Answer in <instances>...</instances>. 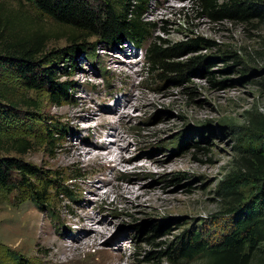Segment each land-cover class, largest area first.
<instances>
[{
  "label": "rangeland",
  "instance_id": "1",
  "mask_svg": "<svg viewBox=\"0 0 264 264\" xmlns=\"http://www.w3.org/2000/svg\"><path fill=\"white\" fill-rule=\"evenodd\" d=\"M245 1L264 9V0ZM192 4L152 0L148 14L165 26L159 33L171 43L197 36L207 40L176 58L182 66L197 60L184 80L152 75L146 48L128 39L119 47L99 42L92 56L78 55L76 67L61 60L67 67L58 77L77 86L62 104H54L46 89L1 77L17 100L16 115L5 129L31 137L33 145L26 152L4 147L0 155L62 172L58 177L76 171L82 176L68 180L72 195L60 194L47 206L21 189L0 187V264H15V255L36 264L206 263L205 256H183L175 247L197 231L212 241L221 238L258 184L242 185L237 193L226 189L249 154L256 121H264V16L234 21L191 14L186 19L180 12ZM1 12L15 15L19 26L31 20L33 30L50 33L49 49L68 44L59 37L66 29L25 1L0 0ZM51 122L70 127L55 146L45 141ZM107 131L110 138L121 137L113 146L123 158L118 165L79 155L89 147L97 152L98 133ZM97 184L100 193L93 189ZM233 205L239 209L233 212ZM85 212L107 216L110 229L98 244L91 240L71 250L70 245L90 239L76 237L83 236Z\"/></svg>",
  "mask_w": 264,
  "mask_h": 264
},
{
  "label": "trees",
  "instance_id": "2",
  "mask_svg": "<svg viewBox=\"0 0 264 264\" xmlns=\"http://www.w3.org/2000/svg\"><path fill=\"white\" fill-rule=\"evenodd\" d=\"M22 1L63 26L66 31L59 37H65L68 44L49 49L50 33L33 30L31 20L19 26L15 15L0 13V150L5 147L26 152L33 145L31 137L11 134L5 129L6 122L16 115L17 100L11 94L10 85L1 80L2 76L14 77L30 89H46L54 104H62L72 99L77 86L74 80H60L58 77L60 71L67 67H61V60L76 67L78 55L92 56L99 42L119 47L126 39L131 40L146 48L147 71L152 75H173L171 78L179 80L187 78L194 67L191 64L197 60L182 66L176 58L186 49L207 42L198 36L177 43L164 38L159 32L165 33V26H160L148 15L152 0H101L98 4L91 0ZM259 6L255 1L245 0H193L188 11L180 14L184 13L186 19L194 14L207 15L214 20H248L253 15L264 16V9ZM32 104L38 105L35 101ZM256 123L258 130L250 135L245 163L229 176L226 189L237 193L242 185L259 180L257 186L243 201L236 221L221 238L212 241L199 231L182 237L175 249L183 256L203 255L205 264H264V121ZM49 125L51 128L45 131V141L55 146L70 127L63 122L58 125L51 122ZM58 172L50 173L22 157L0 155V187L21 189L39 206L51 205L60 194L72 195L73 188L68 180L82 176L81 171H76L69 178H62L58 177L62 172ZM237 209L239 205H233L232 211ZM14 258L15 264H36L22 255Z\"/></svg>",
  "mask_w": 264,
  "mask_h": 264
},
{
  "label": "bare ground",
  "instance_id": "3",
  "mask_svg": "<svg viewBox=\"0 0 264 264\" xmlns=\"http://www.w3.org/2000/svg\"><path fill=\"white\" fill-rule=\"evenodd\" d=\"M110 133H112V131ZM107 134H108V131L98 133V136H101V140L96 142V146L99 147V150L96 149V150H98L97 152H95V150H93V148L89 147V148H84V151L80 152L79 155L82 157L85 155H91V158H99V159L105 158L108 160V162H110V163L114 162L116 165H118L121 162V160H123V158L121 157L122 155H120V152L118 154V152H116V150H114L113 146L116 144H119L121 137H119V138L114 137L115 138L114 139V138H110V137L106 136ZM122 140H123V138H122ZM122 147H123V145H122ZM96 186H99V187H93V189L95 190L96 193H100V189H101L100 184H97ZM86 219L88 221H85ZM109 220L110 219L105 215L101 219H97L94 215H92L88 212H85L84 215L81 217V220H80L81 223H83V222L86 223V224L82 225V227H81V229H82L81 234L83 236L79 237L77 235L76 237H77V239L78 238L83 239L84 236H89L90 239L86 240L85 242H80L81 244H72V245H70V249L71 250L72 249H78L82 244H83V246H84V244L88 245V243L91 240H93V242H92L93 244H96V243L98 244L97 239L100 238L101 236L104 237L105 235H107V233H108L107 230L110 229V228H108Z\"/></svg>",
  "mask_w": 264,
  "mask_h": 264
}]
</instances>
